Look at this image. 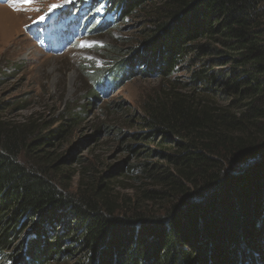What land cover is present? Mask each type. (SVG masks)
<instances>
[{
	"label": "trees",
	"instance_id": "1",
	"mask_svg": "<svg viewBox=\"0 0 264 264\" xmlns=\"http://www.w3.org/2000/svg\"><path fill=\"white\" fill-rule=\"evenodd\" d=\"M106 3L117 18L141 11L145 26L136 47L112 58L115 81L113 69L93 75L90 98L110 79L161 78L127 144L141 154L137 140L153 143L147 156L166 162L140 163L155 183L141 190L151 208L138 198L116 207L105 176L71 190L66 158L46 148L83 112L66 111L53 129L0 116V255L11 264H264V0Z\"/></svg>",
	"mask_w": 264,
	"mask_h": 264
},
{
	"label": "rangeland",
	"instance_id": "2",
	"mask_svg": "<svg viewBox=\"0 0 264 264\" xmlns=\"http://www.w3.org/2000/svg\"><path fill=\"white\" fill-rule=\"evenodd\" d=\"M106 1L0 0V116L9 125L27 124L41 129L50 125L48 129H53L60 125L58 120L66 111L83 112L82 121L66 138L46 148L66 158L67 177L74 175L69 182L71 190L81 191L105 176L103 183L109 186L116 207L138 198L139 206L142 203L151 208L143 202L141 190L155 183L146 178L140 163L166 166V162L156 153L147 156L146 151L159 150L153 143L137 140L134 144L141 154L132 153L127 144L133 142L132 134L141 130L137 122L130 120L139 117L144 100L159 88L161 78L138 74L118 87L110 79L105 94L99 99L90 98L89 92L98 86L93 75H107L113 69L115 81L118 63L112 58L124 57L136 47L145 26L141 11L117 18L119 13ZM56 3L61 7L50 10ZM67 5L68 10H61ZM82 21L86 30L82 29ZM53 27L58 33L60 29H73V34L67 35L64 42L57 36L56 44L62 45L50 49L47 39H53L49 35ZM105 123L113 125L116 132L101 128ZM112 170L115 178L111 177ZM0 264L11 262L0 255Z\"/></svg>",
	"mask_w": 264,
	"mask_h": 264
},
{
	"label": "snow or ice",
	"instance_id": "3",
	"mask_svg": "<svg viewBox=\"0 0 264 264\" xmlns=\"http://www.w3.org/2000/svg\"><path fill=\"white\" fill-rule=\"evenodd\" d=\"M29 2H30V0H29ZM66 2H71V0H66ZM59 7H61V4H59V3L52 4V5L50 6V10H54V9L59 8ZM40 19L43 20L44 17H41ZM81 46H84V47H90L91 45H89V44H82Z\"/></svg>",
	"mask_w": 264,
	"mask_h": 264
}]
</instances>
